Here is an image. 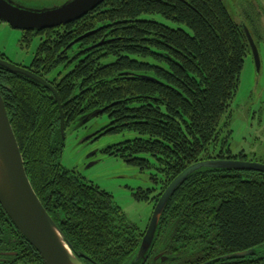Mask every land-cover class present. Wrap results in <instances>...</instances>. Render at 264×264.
<instances>
[{"label": "trees", "instance_id": "obj_1", "mask_svg": "<svg viewBox=\"0 0 264 264\" xmlns=\"http://www.w3.org/2000/svg\"><path fill=\"white\" fill-rule=\"evenodd\" d=\"M242 24L221 0H105L70 24L23 32L22 42L39 38L27 69L55 88L65 126L104 110V136H132L103 153L149 172L155 186L134 197L155 205L187 167L212 159L210 148L220 145L219 159L247 158L228 147L231 103L251 54ZM0 92L29 182L72 252L82 264H133L144 232L109 193L61 166L51 92L1 67ZM16 233L24 248L10 264H43L0 206V238ZM262 248L264 173L203 169L169 200L145 264H264ZM248 250L255 256L224 259ZM159 254L171 260H154Z\"/></svg>", "mask_w": 264, "mask_h": 264}, {"label": "rangeland", "instance_id": "obj_2", "mask_svg": "<svg viewBox=\"0 0 264 264\" xmlns=\"http://www.w3.org/2000/svg\"><path fill=\"white\" fill-rule=\"evenodd\" d=\"M14 1L29 8H48L58 6L67 0ZM224 5L234 21L250 26L248 28L252 29L260 58L258 72L251 54H248L244 60L239 87L230 108L228 130L231 134L228 147L233 155L244 153L248 161L264 164V0H224ZM144 19L177 27L160 16H145ZM22 38L21 31L0 22V55L13 65L27 68L33 60L39 38L34 37L29 45L22 42ZM107 123V117L101 116L90 123L91 126L87 131L67 130L60 163L64 169L75 171L86 181L109 193L126 218L145 232L155 205L137 201L133 194L139 189L147 190L155 186L151 182L150 173H142L119 158L108 157L103 152L102 154L99 152L110 144L132 136L130 134L106 135L94 144L79 145L82 139L89 136V132H94ZM226 132L227 130L224 129L220 135L221 139L226 136ZM94 151H97L93 159L95 164L88 166L91 161L87 159V156ZM217 152L218 150L212 147L209 149V156L215 159ZM159 191L157 189L154 195H157ZM259 253L262 255L264 248Z\"/></svg>", "mask_w": 264, "mask_h": 264}, {"label": "water", "instance_id": "obj_3", "mask_svg": "<svg viewBox=\"0 0 264 264\" xmlns=\"http://www.w3.org/2000/svg\"><path fill=\"white\" fill-rule=\"evenodd\" d=\"M105 0H67L58 6L29 8L18 1L0 0V22L21 32H37L57 28L75 22ZM224 1V0H221ZM248 41L256 71L260 68L257 46L248 30L242 24ZM0 67L11 74L24 76L51 92L60 111V133L64 136V116L60 98L53 86L28 69L0 59ZM97 110L86 115L75 129L82 127L103 114ZM86 139H82L81 145ZM203 169L216 171L264 173V164L234 159H211L187 167L175 177L161 194L153 208L148 226L140 242L133 264H145L157 235L162 214L177 189L194 173ZM0 206L16 231L38 253L43 264H82L72 252L58 226L44 209L26 175L23 159L11 127L6 107L0 92ZM256 251L248 250L225 256L224 259H240L255 256ZM154 260L167 262L171 259L159 254Z\"/></svg>", "mask_w": 264, "mask_h": 264}, {"label": "flooded vegetation", "instance_id": "obj_4", "mask_svg": "<svg viewBox=\"0 0 264 264\" xmlns=\"http://www.w3.org/2000/svg\"><path fill=\"white\" fill-rule=\"evenodd\" d=\"M43 79V78H42ZM46 81V80H45ZM47 82V81H46ZM48 83V82H47ZM97 111V110H96ZM60 112V111H59ZM63 112V111H62ZM94 112V111H93ZM92 113V112H91ZM90 114V113H89ZM64 116V114H63ZM101 115H99L98 117L94 118L93 120L101 117ZM85 117V116H84ZM83 117V118H84ZM83 118H81L80 120L77 121V123L75 125H72L70 127L68 126H65V121H64V136L62 138V135H61V138L62 140L64 141L65 140V133L67 130H70V131H78L80 129H84V130H88L89 127L91 126L90 123L93 121L91 120L90 122H88L87 124L83 125L82 127L78 128V129H75L76 125L78 124V122H80ZM104 126H102L101 128L95 130L94 132H89V136L85 137L84 139H86L81 145H89V144H94L96 143L97 140H99L101 137H103V132H102V129H103ZM106 136V135H105ZM111 145V144H110ZM109 146V145H108ZM220 146V145H219ZM218 146V148L216 150H218V152H222L220 150V147ZM106 148V147H105ZM104 148V149H105ZM104 149H100L99 152H103ZM218 152H217V156L215 157V159H219V155H218ZM97 154V151H94V152H91L88 154L87 156V159L90 160V164L88 166H92L95 164V162L93 161L94 157L96 156ZM224 159H229L225 154L222 156ZM243 157H245V155H243ZM246 158V157H245ZM234 160H240V157H237L236 159ZM240 161H248V159H244V160H240ZM61 164V163H60ZM62 166V165H61ZM66 170V169H65ZM69 171V170H68ZM75 172V171H74ZM76 173V172H75ZM77 174V173H76ZM79 175V174H78ZM80 176V175H79ZM81 177V176H80ZM83 178V177H81ZM84 179V178H83ZM86 181V180H85ZM89 182V181H87ZM91 183V182H89ZM93 184V183H91ZM94 185V184H93ZM140 190H143V189H140ZM134 195V194H133ZM53 220V219H52ZM150 220V219H149ZM6 241L4 246H0V264H10L9 260L10 258H19V249L20 248H24V242L23 240H20L19 239V235H17V233L15 234V239L12 240L11 236L9 237H5L4 238H0V241ZM17 263H20V262H17ZM15 263V264H17Z\"/></svg>", "mask_w": 264, "mask_h": 264}]
</instances>
